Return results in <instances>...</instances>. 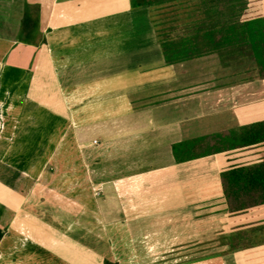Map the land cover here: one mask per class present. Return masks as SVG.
<instances>
[{
    "label": "crops",
    "instance_id": "0c3cea01",
    "mask_svg": "<svg viewBox=\"0 0 264 264\" xmlns=\"http://www.w3.org/2000/svg\"><path fill=\"white\" fill-rule=\"evenodd\" d=\"M244 1L242 19L264 18V0ZM28 4L41 10L31 44L19 41ZM152 9L0 0V264L253 257L222 242L234 156L179 164L173 145L264 121V80L233 56L169 65Z\"/></svg>",
    "mask_w": 264,
    "mask_h": 264
},
{
    "label": "trees",
    "instance_id": "16d2710c",
    "mask_svg": "<svg viewBox=\"0 0 264 264\" xmlns=\"http://www.w3.org/2000/svg\"><path fill=\"white\" fill-rule=\"evenodd\" d=\"M169 1L172 0H132V5L135 9L153 8ZM235 1L203 0L198 11H203L207 19L195 23L190 37L163 39L167 63L180 64L212 54L229 59L238 55L246 59L243 61L254 63L255 78L264 80V18L242 19L244 0H238V18L235 5L231 17L230 4ZM40 11V7L27 5L19 37L21 43L31 44L36 39L38 33L34 32L39 26ZM242 152L258 153L257 158L250 161L233 158L235 161L231 160V166L221 173L225 211L233 225L222 236L229 253L264 245V121L173 145L179 164Z\"/></svg>",
    "mask_w": 264,
    "mask_h": 264
},
{
    "label": "rangeland",
    "instance_id": "374dc122",
    "mask_svg": "<svg viewBox=\"0 0 264 264\" xmlns=\"http://www.w3.org/2000/svg\"><path fill=\"white\" fill-rule=\"evenodd\" d=\"M201 0H172L167 3L161 4V5H155L152 9L153 13V19L157 26L159 27L160 33H163V36L167 37V35L171 36L173 39H184L186 37H190L193 34V26H195V23L203 22L206 18L205 16L199 17V14L196 15L198 12V9L200 8ZM195 13V15H194ZM192 15V16H191ZM202 19V20H201ZM162 36V34H161ZM236 60L240 61L241 70H246L248 68H252L255 66L253 63H249L240 58L238 55L236 57H233ZM242 61V62H241ZM203 121H206L204 119ZM194 126V121L193 124ZM236 125V124H235ZM217 129V127L209 126L208 129H206L205 133H203L202 129H199L198 131H195V129L192 131L191 139L201 138L202 136H206L205 134H209L208 132ZM263 152V150L261 151ZM258 153L255 152H242L241 154L235 155L234 158L242 159L241 161H250L254 160L257 157L255 156ZM226 229L230 230L233 226L231 224V219L225 223ZM213 249V247H211ZM261 249V250H259ZM248 251V250H247ZM212 250L209 249V253H211ZM227 252H229L227 250ZM240 252V251H239ZM264 253V245L259 246L258 248L255 247L251 250L246 252H236L238 260H246L247 256L253 255L252 258L247 259L245 262H241V264H261L260 259L263 257ZM234 256V253H231ZM230 254V255H231ZM262 254V255H260ZM225 256V255H224ZM212 258L214 256H211ZM214 260V259H213ZM230 262V261H229ZM159 264H166V263H159ZM189 264H199V263H189ZM201 264H217L216 261H211L209 263H201Z\"/></svg>",
    "mask_w": 264,
    "mask_h": 264
}]
</instances>
